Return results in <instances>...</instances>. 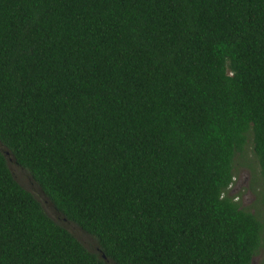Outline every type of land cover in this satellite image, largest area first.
<instances>
[{
  "label": "trees",
  "instance_id": "obj_1",
  "mask_svg": "<svg viewBox=\"0 0 264 264\" xmlns=\"http://www.w3.org/2000/svg\"><path fill=\"white\" fill-rule=\"evenodd\" d=\"M248 142L261 217L228 194ZM0 144L98 248L0 152V264H252L264 0H0Z\"/></svg>",
  "mask_w": 264,
  "mask_h": 264
},
{
  "label": "rangeland",
  "instance_id": "obj_2",
  "mask_svg": "<svg viewBox=\"0 0 264 264\" xmlns=\"http://www.w3.org/2000/svg\"><path fill=\"white\" fill-rule=\"evenodd\" d=\"M0 152L4 156L8 169L15 181L38 201L44 213L53 222L66 229L86 250L92 253H98L94 239L82 232L73 223L67 222L55 211L39 187L32 181L28 172L15 164L13 158L1 144ZM233 165L236 181L232 186V193L229 189V196H232L239 203L241 209L261 217V208L257 200L258 193L261 189L260 168L253 154L250 142L246 145L243 153L236 155ZM106 264L111 263L107 262ZM252 264H264V235H261L260 246L252 260Z\"/></svg>",
  "mask_w": 264,
  "mask_h": 264
},
{
  "label": "flooded vegetation",
  "instance_id": "obj_3",
  "mask_svg": "<svg viewBox=\"0 0 264 264\" xmlns=\"http://www.w3.org/2000/svg\"><path fill=\"white\" fill-rule=\"evenodd\" d=\"M233 189L231 190V193H232Z\"/></svg>",
  "mask_w": 264,
  "mask_h": 264
}]
</instances>
